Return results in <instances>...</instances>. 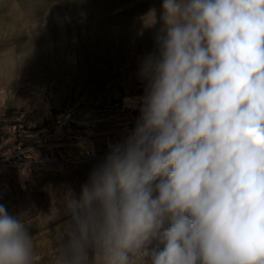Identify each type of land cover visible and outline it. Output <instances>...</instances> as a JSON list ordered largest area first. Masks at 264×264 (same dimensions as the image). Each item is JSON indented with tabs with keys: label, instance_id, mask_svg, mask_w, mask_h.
Segmentation results:
<instances>
[{
	"label": "clouds",
	"instance_id": "9594fccd",
	"mask_svg": "<svg viewBox=\"0 0 264 264\" xmlns=\"http://www.w3.org/2000/svg\"><path fill=\"white\" fill-rule=\"evenodd\" d=\"M157 24L138 115L69 201L59 264H264V0H161ZM0 264H34L3 203Z\"/></svg>",
	"mask_w": 264,
	"mask_h": 264
},
{
	"label": "rangeland",
	"instance_id": "374dc122",
	"mask_svg": "<svg viewBox=\"0 0 264 264\" xmlns=\"http://www.w3.org/2000/svg\"><path fill=\"white\" fill-rule=\"evenodd\" d=\"M160 4L0 0V203L30 230L34 264H59L69 201L133 127L126 98L142 94Z\"/></svg>",
	"mask_w": 264,
	"mask_h": 264
}]
</instances>
